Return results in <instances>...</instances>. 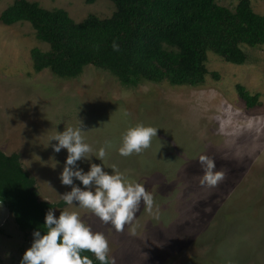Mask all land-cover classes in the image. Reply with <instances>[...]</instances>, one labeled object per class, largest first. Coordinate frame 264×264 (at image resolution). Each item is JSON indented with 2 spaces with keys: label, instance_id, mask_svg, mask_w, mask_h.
Returning a JSON list of instances; mask_svg holds the SVG:
<instances>
[{
  "label": "rangeland",
  "instance_id": "1",
  "mask_svg": "<svg viewBox=\"0 0 264 264\" xmlns=\"http://www.w3.org/2000/svg\"><path fill=\"white\" fill-rule=\"evenodd\" d=\"M15 0H0V14ZM46 9L61 8L81 22L88 15L109 18L110 0H30ZM240 0H217L235 9ZM264 15V0H250ZM49 46L36 38L28 22L0 24V151L20 155L36 179L39 199L58 205L53 211H76L108 241L115 264H264V45L242 46L245 64L208 53L210 73L202 86L142 82L126 88L109 72L92 66L71 80L44 69L37 72L33 49ZM238 86L258 104L248 108ZM83 121L82 135L95 150L110 142L103 158L153 196L151 211L141 201L132 221L117 230L90 209L66 204L59 173L66 149L53 152L49 140ZM137 123L157 128L147 148L122 156L117 151L125 130ZM201 155L215 160L224 177L201 183ZM77 164L85 171L87 161ZM74 183L80 185L78 180ZM75 203V202H74ZM31 235V236H30ZM22 232L10 216L0 229V264H19ZM30 246L32 234H28ZM19 243V246H18ZM17 247H19L17 249Z\"/></svg>",
  "mask_w": 264,
  "mask_h": 264
},
{
  "label": "trees",
  "instance_id": "2",
  "mask_svg": "<svg viewBox=\"0 0 264 264\" xmlns=\"http://www.w3.org/2000/svg\"><path fill=\"white\" fill-rule=\"evenodd\" d=\"M96 0H86L93 4ZM115 12L109 18L88 15L74 21L61 8L46 9L37 1L15 0L0 14V24L28 22L36 38L49 46L32 50L34 69L50 70L62 80L79 77L88 66L109 72L122 86L142 82L171 86H202L210 74L208 53L224 61L245 64L242 46L264 45V15L257 14L250 0L235 9L217 0H110ZM115 42L118 49L114 50ZM248 108L258 104L238 86ZM0 200L5 202L21 232L44 231V215L58 205L39 199L36 179L27 172L20 155L0 151ZM93 264V253L83 250Z\"/></svg>",
  "mask_w": 264,
  "mask_h": 264
},
{
  "label": "clouds",
  "instance_id": "3",
  "mask_svg": "<svg viewBox=\"0 0 264 264\" xmlns=\"http://www.w3.org/2000/svg\"><path fill=\"white\" fill-rule=\"evenodd\" d=\"M112 47L118 49L115 42ZM77 120L76 126L56 131L48 143L49 146L51 141H56L51 144L53 152L58 153L62 148L67 151L59 180L62 185L71 187L60 196L66 204L88 208L101 221L111 222L119 230L133 220L141 201L151 211L153 196L144 184L130 180L116 170L115 165L111 172L103 170V158L110 142L95 150L94 157L101 163L92 162L89 153L93 148L82 135L83 121ZM153 136L157 137V128L137 123L125 130L117 151L122 156L140 153L149 146ZM78 161H87L88 170L81 168ZM199 162L203 168L202 184L216 185L223 179L224 172L216 170L214 159L201 155ZM74 178L83 187L74 183ZM53 210L49 207L44 215L45 230L39 227L33 230L31 244L23 252L19 264H93L88 255H82L83 250L93 253L100 264H115L114 258L107 256L108 241L102 232L93 231L76 211L64 210L56 216Z\"/></svg>",
  "mask_w": 264,
  "mask_h": 264
},
{
  "label": "water",
  "instance_id": "4",
  "mask_svg": "<svg viewBox=\"0 0 264 264\" xmlns=\"http://www.w3.org/2000/svg\"><path fill=\"white\" fill-rule=\"evenodd\" d=\"M10 217V209L8 205L0 200V227H2Z\"/></svg>",
  "mask_w": 264,
  "mask_h": 264
},
{
  "label": "flooded vegetation",
  "instance_id": "5",
  "mask_svg": "<svg viewBox=\"0 0 264 264\" xmlns=\"http://www.w3.org/2000/svg\"><path fill=\"white\" fill-rule=\"evenodd\" d=\"M21 159V158H20ZM10 216H11V214H10ZM9 219V218H8ZM8 219H7V221H8ZM6 221V222H7ZM5 222V223H6ZM5 225V224H4ZM3 225V226H4ZM2 226V227H3ZM0 229H1V227H0ZM32 234V233H31ZM31 236V235H30ZM21 240H22V242H23V244L22 245H20V246H23V247H21L20 249H19V255H20V258L22 257V254H23V252L26 250V247L28 246L27 244H29V236H28V234H26L25 232L23 233L22 232V236H21ZM18 246H19V243H18ZM19 247H17V249H18Z\"/></svg>",
  "mask_w": 264,
  "mask_h": 264
}]
</instances>
